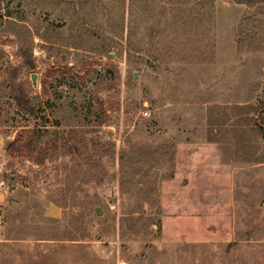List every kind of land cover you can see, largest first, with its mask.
<instances>
[{
	"label": "rangeland",
	"instance_id": "rangeland-1",
	"mask_svg": "<svg viewBox=\"0 0 264 264\" xmlns=\"http://www.w3.org/2000/svg\"><path fill=\"white\" fill-rule=\"evenodd\" d=\"M0 264H264V0H0Z\"/></svg>",
	"mask_w": 264,
	"mask_h": 264
},
{
	"label": "trees",
	"instance_id": "trees-1",
	"mask_svg": "<svg viewBox=\"0 0 264 264\" xmlns=\"http://www.w3.org/2000/svg\"><path fill=\"white\" fill-rule=\"evenodd\" d=\"M239 1H243V0H239ZM149 30H150L151 32H154V31H153V27H150ZM132 51H134L135 54H137V52H138V51H136V50H134V49H133Z\"/></svg>",
	"mask_w": 264,
	"mask_h": 264
},
{
	"label": "water",
	"instance_id": "water-1",
	"mask_svg": "<svg viewBox=\"0 0 264 264\" xmlns=\"http://www.w3.org/2000/svg\"><path fill=\"white\" fill-rule=\"evenodd\" d=\"M32 84L34 85V77L31 78ZM100 213H98L99 215Z\"/></svg>",
	"mask_w": 264,
	"mask_h": 264
}]
</instances>
